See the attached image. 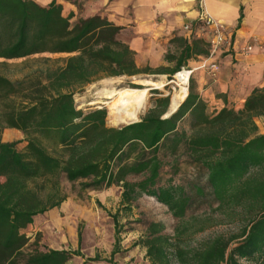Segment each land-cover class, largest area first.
I'll return each instance as SVG.
<instances>
[{
  "label": "trees",
  "instance_id": "16d2710c",
  "mask_svg": "<svg viewBox=\"0 0 264 264\" xmlns=\"http://www.w3.org/2000/svg\"><path fill=\"white\" fill-rule=\"evenodd\" d=\"M69 19L56 0L47 5L0 0V132L17 129L26 142L18 150L17 141L0 139V264H76L74 257L82 258L81 264L102 260L98 255L85 257L79 247L52 249L37 239L28 244L21 232L35 215L65 199L62 176L69 182L88 180L83 186L94 189L121 182L122 205L146 194L165 205L173 217L183 218L189 201L183 188L160 182L161 147L174 153L180 143L205 170L217 208L240 207L248 214L246 223L238 234L218 235L188 249L175 246L162 234L161 225L150 223L136 243L146 247L152 264H169L171 258L182 264H242V260L264 264V133L258 132L254 121L264 116V86L253 89L241 109L224 106L208 116L189 77L187 95L168 117L163 115L170 98L163 95L152 99L138 121L105 126L104 108L84 112L76 108L73 95L104 76H135L149 69L135 65L134 52L117 38L120 26L99 15L74 23ZM177 40L175 52L166 54L168 61H175L167 71L169 77L187 67L188 59L208 53L205 40L192 33ZM44 51L70 55L36 58L40 66L19 77L4 73L6 60ZM186 114L191 119L188 135L177 129ZM129 174L143 178L130 182ZM111 217L112 256L118 250L119 229L116 214ZM77 238L79 245L80 231ZM104 260L113 264L112 258Z\"/></svg>",
  "mask_w": 264,
  "mask_h": 264
},
{
  "label": "crops",
  "instance_id": "0c3cea01",
  "mask_svg": "<svg viewBox=\"0 0 264 264\" xmlns=\"http://www.w3.org/2000/svg\"><path fill=\"white\" fill-rule=\"evenodd\" d=\"M34 1L40 5L51 2ZM56 2L62 6L63 16L70 15L69 22L99 15L107 22L120 26L117 38L134 52L135 65L139 68H148L149 73L165 76L175 65L174 60L166 59V54L175 52L177 39L187 36L183 27L195 22L198 15V0H56ZM202 3L204 10L231 33L233 41L232 47L223 48L212 58L218 63L215 75L212 76L202 69H194L190 74L193 92L203 101L205 114L212 116L224 106L234 110L241 109L250 92L264 86V0H202ZM246 45H251V50L243 51ZM203 57L195 56L188 59L187 67L195 68ZM168 112L169 106L163 117ZM185 121L191 131L189 127L191 119L188 114L177 123V129L179 130ZM254 121L258 132L264 133V116L255 117ZM3 129L5 135L15 138L24 136L17 129ZM185 133L188 135L190 132ZM0 139L2 140V137ZM23 142L26 143L25 140ZM116 184L117 186H112L116 191L110 187L107 191L104 188L97 190L94 194L96 199L99 201L101 198L105 199L110 190L115 200L120 201L118 195L120 196L122 192L121 182ZM71 200V197L66 196L59 206L35 215L32 223L21 232L28 237L35 233L40 234L38 243L48 248H78L76 229L67 227L66 222L57 216L61 210L67 209ZM65 235L69 236L67 243ZM28 241H32V237H29ZM80 245H83L82 240Z\"/></svg>",
  "mask_w": 264,
  "mask_h": 264
},
{
  "label": "rangeland",
  "instance_id": "374dc122",
  "mask_svg": "<svg viewBox=\"0 0 264 264\" xmlns=\"http://www.w3.org/2000/svg\"><path fill=\"white\" fill-rule=\"evenodd\" d=\"M68 55L70 54L65 52L44 51L26 57L9 59L6 60L8 67L3 69V71L9 78H15L34 71L40 66L38 62L34 61L36 58L49 57L55 59ZM24 60L26 62L21 63ZM140 78L153 81H166L168 85L165 84L166 87H163V89H157L159 93L151 92V89L155 88L148 89L146 104L138 114L136 121L139 120L140 116L151 105L153 98L163 95H169V98H171V95L179 89L177 84L168 82L175 80L174 74L171 77L155 73H140L135 76H104L87 84L80 92L75 93L73 95L74 104L77 109H81L84 112L104 108L106 110L104 117L105 126L119 127L126 125V123L118 125L112 123L108 116L109 103H103L106 99L97 97V92L102 90V88L103 90H107L123 86L138 87L139 85L135 81L141 80ZM188 85L189 80L186 83L187 91ZM184 129H186L187 133L190 132L186 121L179 128V130L183 131ZM4 133V129H2L0 132L1 141H17V149L23 150L25 136L15 138ZM43 137L47 143V137ZM134 157V154L131 155L127 162L132 161ZM160 157L164 162V166L160 172V182L171 181L174 184L180 185L189 198L185 214L181 219L173 217L165 205L146 194H141L130 203L124 205L119 200H115L114 196L110 194V190L105 199L101 198V201L96 199L94 194H96L97 190L104 188L107 191V188L110 187L116 191L112 187L117 186L116 183L100 189H94L83 186V182H87L88 180L81 179L69 182L64 176L61 177L62 191L65 196L71 197L72 200L67 209L61 210L57 216L66 222L65 225L67 227H71L73 230L76 229L77 233L80 231L83 245L79 244L78 247L85 257L98 255L102 259L86 264H111L104 260L109 258H112L113 264H152L145 254L146 247L142 243H136L144 238L150 223L161 225L163 227L162 234L170 237L171 242L175 246L183 249L199 247L218 235L228 237L241 231V228L246 223L248 214L240 207L235 208L234 211L217 208L216 202L211 196L210 188L206 183L205 170L197 162L193 161L183 143L178 145L174 153L169 149L161 147ZM142 178L143 174H129L126 176V180L130 182H135ZM198 189H200V192H198ZM118 199L121 200V195H118ZM112 214H116L119 233L117 238L118 250L111 256L110 253L115 242ZM24 236L27 239L32 237V241H28V244L36 239L37 241L40 240V234L38 233L32 234L29 237L24 233ZM65 242H69V236L67 235H65ZM72 261L76 264H81L82 258L74 257ZM241 262L242 264H248L243 260ZM155 264L162 263L156 262ZM169 264L182 263H178L171 258Z\"/></svg>",
  "mask_w": 264,
  "mask_h": 264
},
{
  "label": "bare ground",
  "instance_id": "6f19581e",
  "mask_svg": "<svg viewBox=\"0 0 264 264\" xmlns=\"http://www.w3.org/2000/svg\"><path fill=\"white\" fill-rule=\"evenodd\" d=\"M188 75L189 71L186 69L179 70L174 74L175 80L171 82L177 84L179 89L171 95L169 101L171 110H173L185 98L187 92L186 83ZM135 83L139 86H123L119 88H110L107 90H103L102 88V90L97 92V97L106 99L103 101V103H109V106L107 105L109 110L108 116L113 124L118 125L136 121L138 114L146 104L148 89H163V87H166V81L163 82L161 80L153 81L143 79L137 80Z\"/></svg>",
  "mask_w": 264,
  "mask_h": 264
},
{
  "label": "built area",
  "instance_id": "2783aa9c",
  "mask_svg": "<svg viewBox=\"0 0 264 264\" xmlns=\"http://www.w3.org/2000/svg\"><path fill=\"white\" fill-rule=\"evenodd\" d=\"M198 15L195 20V27L192 28L191 24H186L183 29L187 34H194L197 38H202L208 45V53L201 59L200 63L195 68L181 67L180 70L186 69L189 71V76L194 69L205 70L210 75H215L218 70V63L215 59H212L223 48L232 47V35L227 31L225 26L215 19H213L203 8L202 0H198ZM243 51L251 50V45H246L242 49ZM212 59V60H209Z\"/></svg>",
  "mask_w": 264,
  "mask_h": 264
},
{
  "label": "water",
  "instance_id": "95a60500",
  "mask_svg": "<svg viewBox=\"0 0 264 264\" xmlns=\"http://www.w3.org/2000/svg\"><path fill=\"white\" fill-rule=\"evenodd\" d=\"M141 79V78H140ZM142 80V79H141ZM147 80V79H146ZM170 82H171V80H170ZM179 105V104H178ZM178 105L173 109V110H171L170 109V102H169V112L165 115V117H167L169 114H171V113H173L175 110H176V108L178 107ZM133 122H136V121H131V122H128V123H126V124H131V123H133Z\"/></svg>",
  "mask_w": 264,
  "mask_h": 264
}]
</instances>
